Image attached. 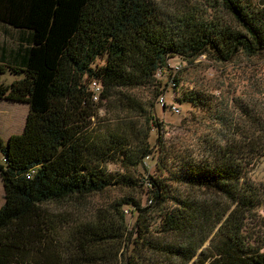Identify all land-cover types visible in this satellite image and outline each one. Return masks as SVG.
Instances as JSON below:
<instances>
[{"label": "trees", "instance_id": "16d2710c", "mask_svg": "<svg viewBox=\"0 0 264 264\" xmlns=\"http://www.w3.org/2000/svg\"><path fill=\"white\" fill-rule=\"evenodd\" d=\"M0 24L17 36L0 44V74L16 76L0 99L28 107L22 131L0 139V264H264V191L249 176L264 158L261 109L241 101L233 112L185 90L176 109L207 114L208 126L186 145L165 140L154 105L135 93L163 97L157 74L177 58H264V4L0 0ZM169 77L173 93L187 81ZM152 161V174L133 175ZM143 186L148 207L128 192L81 210L106 190ZM124 206L140 213L132 230Z\"/></svg>", "mask_w": 264, "mask_h": 264}, {"label": "rangeland", "instance_id": "374dc122", "mask_svg": "<svg viewBox=\"0 0 264 264\" xmlns=\"http://www.w3.org/2000/svg\"><path fill=\"white\" fill-rule=\"evenodd\" d=\"M159 6L165 7L169 6L173 0H154ZM260 1V0H256ZM176 2L174 1V4ZM6 29V31L4 30ZM17 40L16 30L13 28H7L5 25L0 24V44L8 43L11 44ZM16 42V41H15ZM170 63L169 69L160 70L157 74V82L159 83L156 88H168L165 89L161 94H163V102H161L158 97L155 96V90L153 87L138 88L135 93L140 96V98L145 102H152L154 105V115L158 122L163 124L166 129L165 140L173 142H183L184 144H193L197 137L201 135L208 126L202 123L201 118H207V114L203 115L199 112H195L190 105L185 104L178 109L173 110L175 107L174 99L175 97L180 98L181 92L185 90H204V92L209 96L210 102L217 106H227L233 112L239 111V105L241 101H247L251 108L260 110L261 115H264V58H245L243 56L236 57L232 62L220 64L214 63L206 58L197 59L192 64H186L179 60ZM177 71L178 77L183 78L186 82L183 87L178 85L175 87L176 93L172 92L173 81L169 77L170 73ZM16 76L10 74L6 71L0 74V83L9 84ZM159 81V82H158ZM171 107V109H170ZM176 108V107H175ZM101 110L102 115L109 117L107 114ZM28 107L25 103L11 102L4 99H0V139L4 142L9 138L11 134H17L22 131L27 116ZM200 123H195L194 118ZM155 132L152 133L151 142L155 139ZM147 167V165H144ZM106 168L112 174L124 173L122 169L119 168L117 164L107 163ZM154 171V163L152 161L148 170H139V173L133 175L139 179L143 178L144 174H152ZM249 176H251L254 184L259 186L264 191V158L256 162L253 169L251 170ZM130 193L135 199L141 201L143 207L150 206L149 199L147 198L145 192V187L143 186L142 191L140 189H135V191H124L120 190H106L102 194H97L91 197V201L86 200L82 206L81 210L84 213H90V208L92 205H107L113 198ZM3 203V188L0 179V205ZM74 207H67V209H73ZM152 208V207H151ZM154 209V208H152ZM257 220L261 231L264 233V201L257 208ZM124 214L126 217V222L128 228L132 230L135 226L136 220L140 213L136 209H129L124 206ZM151 216L157 221V215L151 212ZM151 221V219H150ZM254 224L253 221L249 220V226ZM137 229V228H136ZM152 236L155 233L151 234ZM204 245H208L205 243ZM190 261L187 264H191ZM199 264V261L193 263ZM205 264H209L206 262Z\"/></svg>", "mask_w": 264, "mask_h": 264}, {"label": "built area", "instance_id": "2783aa9c", "mask_svg": "<svg viewBox=\"0 0 264 264\" xmlns=\"http://www.w3.org/2000/svg\"><path fill=\"white\" fill-rule=\"evenodd\" d=\"M161 102H163V97L160 98ZM173 110H176L175 107H172Z\"/></svg>", "mask_w": 264, "mask_h": 264}, {"label": "water", "instance_id": "95a60500", "mask_svg": "<svg viewBox=\"0 0 264 264\" xmlns=\"http://www.w3.org/2000/svg\"><path fill=\"white\" fill-rule=\"evenodd\" d=\"M259 3H260V4H264V0H260Z\"/></svg>", "mask_w": 264, "mask_h": 264}]
</instances>
